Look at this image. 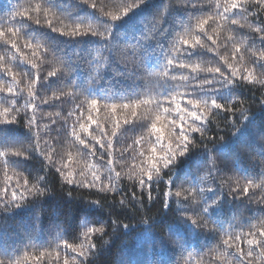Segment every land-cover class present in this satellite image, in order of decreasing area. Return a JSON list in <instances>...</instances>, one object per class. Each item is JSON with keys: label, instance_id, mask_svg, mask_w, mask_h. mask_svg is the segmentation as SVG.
<instances>
[{"label": "trees", "instance_id": "16d2710c", "mask_svg": "<svg viewBox=\"0 0 264 264\" xmlns=\"http://www.w3.org/2000/svg\"><path fill=\"white\" fill-rule=\"evenodd\" d=\"M95 2L0 0V121L16 118L0 123V264H239L264 229V2L226 15L231 0ZM215 68L233 83L205 84ZM188 100L201 119L183 127L203 132L148 181Z\"/></svg>", "mask_w": 264, "mask_h": 264}, {"label": "snow or ice", "instance_id": "6c2138e0", "mask_svg": "<svg viewBox=\"0 0 264 264\" xmlns=\"http://www.w3.org/2000/svg\"><path fill=\"white\" fill-rule=\"evenodd\" d=\"M262 2H264V0H262ZM92 6L96 7L95 0H92ZM237 7H238L237 0H231L230 7L228 5H225L223 7V13H221V14L222 15H226L230 10H235V9H237ZM240 7H243V5H240ZM123 11L127 12L128 8L125 7L123 9ZM244 11H247V9H244ZM15 15H20V13H16ZM111 18L112 19H117L118 15H112ZM37 23H39V20H37ZM204 23H206V21H201L200 22V27L201 28H203ZM232 23H236V21L233 20ZM241 26L244 27V25H241ZM53 30H55V29H53ZM8 31L12 32V29H9ZM252 31L261 33V36H264V27L253 28ZM3 34H4L3 32H0V36H2ZM63 34H66V35H69V36H76V35H80L82 33L79 32V25H77L75 29L71 30L70 32L63 33ZM183 44L191 49V48H195L197 45H199L200 44V40L197 37L195 42L192 43V44H190L188 40H184ZM15 46L16 45L13 44V47H15ZM260 60H264V54L261 55ZM168 63L171 64L172 61L169 60ZM181 67H186V65H181ZM194 71H195V69H194ZM208 71L212 72L213 70L212 69H208ZM214 71H215V73L219 74V78L216 79V80H213V81H205V84H210V83H213V82H216V81H224L225 83H228V84L233 83V81L231 79H228L227 77L224 76V73L221 72L220 68H215ZM55 74H56L55 72H50L48 74V76H52V75H55ZM236 75H237V72L235 70H233L232 76L235 77ZM243 78L244 79H249L248 76H243ZM0 90H2V89H0ZM7 91L9 93H12L13 92V88L12 87H7ZM30 94H31V92H30ZM56 99H60V97H56ZM261 102H264V100H262ZM201 103H202V101H200V100H195V101L188 100V104L192 105V107L195 109L194 111H191L190 113L188 112V109H182L179 104H176V112H177L178 115H181V125H180L179 135H178V137L176 138V141H175V147L173 148L172 141H169V143L166 146H162L161 150L164 152V155L159 157V158H157V156L155 155V151L156 150H155V148H153V150H152L153 151V155L150 157V163H149L148 172H147V180L148 181H151L153 179L152 173L154 171L156 173H159V171H160L159 166H158L159 160H163V162H164L163 166L167 167L169 164L172 163V161L176 158L177 155H182L185 151L188 150V147H189V144H190L189 133H191V132H203V129H201L199 127L193 128L190 125L187 130H185L184 127H183V120H184V116H186V115H190L191 117L194 118V120H200L201 119V116L198 115V112L200 111L199 105ZM203 104L205 106H209L208 105V100H203ZM92 105L93 106L96 105V101L95 100L92 101ZM125 107H127V105ZM211 107H215L216 109H220L222 107V105L220 103H218L213 98V99H211ZM12 111H16L17 113L19 112V110L16 109L14 106H13L12 109H8V108L4 109V113L6 115H11ZM168 111H169L168 109H164L165 113H167ZM241 114H243V112H241ZM15 119H16L15 117H13L11 120L5 119L3 121H0V123L15 122ZM159 119H160V117L157 116V120H159ZM33 120H34V117L32 119L28 120L27 123H28L29 128H31ZM89 120L92 123H96V121L92 120L91 116H89ZM171 124L175 127L177 122L175 120H172ZM80 128L84 132H88L89 131V128L86 127L84 124H81ZM152 128H153L154 131L159 133V135H157V137H156L157 142H161L164 139L162 130L160 128H157V125L155 123H153ZM73 135L76 136V139L81 144H85V140L81 139V137H80V135L78 133L74 132ZM14 154L23 155V153L20 152V151H17ZM0 156H4V153L0 152ZM117 175H119V173H117ZM69 176H71V173H69ZM94 179H99V177H94ZM68 182L72 183V180L69 179ZM24 183H25V185H27L28 181H25ZM140 183L144 184V180H141ZM88 186L91 187L92 184H89ZM25 191L29 192V194H32L31 190H29L27 188H25ZM43 191H44L43 189L37 188L36 193L42 195ZM243 192L245 194H247L248 188L245 187L243 189ZM176 195L178 196L179 193H177ZM16 198H17V193L14 191L12 193V201L14 202L16 200ZM21 199H23V193L21 194ZM206 210H207V205L202 209V211L205 212ZM192 221H193V223H195V224H197L199 226L197 221H194V220H192ZM92 231H93L92 229H89V232H92ZM95 231L99 232V233H103L104 230H103V228H99V229H96ZM250 235H252L253 238L247 240V244L249 245V250L247 252H245L243 249H240V248L236 249V252L238 253L239 264H253L254 259L264 260V229L259 230L256 233H250ZM257 236L259 237L258 239L256 238ZM235 239L238 240V239H240V237H235ZM224 243L227 244L228 241H225ZM89 246L95 247L96 245L95 244H90ZM67 247H71V246L67 245ZM254 249H261V251L255 252ZM72 251L75 252L76 249H72ZM78 255L79 256H87L88 255L87 249H83L82 248L79 251ZM64 264H68V261L65 260Z\"/></svg>", "mask_w": 264, "mask_h": 264}]
</instances>
